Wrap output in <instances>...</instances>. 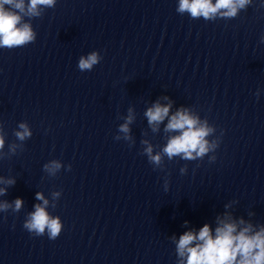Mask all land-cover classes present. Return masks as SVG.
Instances as JSON below:
<instances>
[{
    "label": "clouds",
    "instance_id": "1",
    "mask_svg": "<svg viewBox=\"0 0 264 264\" xmlns=\"http://www.w3.org/2000/svg\"><path fill=\"white\" fill-rule=\"evenodd\" d=\"M252 0H179L178 12H189L193 18L204 17L206 20L213 19L219 14L224 18H234L238 10L250 5ZM55 0H29L27 6L25 0H0V47L12 48L24 45L34 40V33L30 24L21 23L23 16L36 17L40 15L39 6L52 7ZM8 5V8H5ZM264 40V38H262ZM99 57L96 53L90 54L87 58L81 57L79 69L91 70L97 64ZM259 94L257 93V96ZM171 104H154L145 115L149 125L158 126L169 116ZM130 115L127 122L120 126L119 131L125 134V139H130L128 124L131 123ZM198 119L189 114L186 109H180L171 115L165 127V131H178L180 134L169 139L163 153L169 159L174 156L183 155L184 159H195L193 153L202 157L209 151L210 145L205 139L212 131L206 125L198 126ZM22 131H16L15 136L24 141L31 136V131L24 123L19 125ZM147 143V141H144ZM215 145H212L214 147ZM4 147V137L0 135V149ZM13 151L15 146H13ZM152 146L145 149L149 161L155 165H160L162 157L158 153L152 154ZM61 164L52 161L45 165V169L55 175ZM12 184L14 180L4 181ZM6 189H0V194ZM57 196L58 193H54ZM38 200L43 204H36L35 211L28 214L23 227L35 236H43L47 231L49 239L55 240L62 231V224L59 217H51L46 211L48 201L41 193L36 194ZM23 201L17 198L14 201L13 212H19ZM11 206L5 202L0 204V211H7ZM239 224H245L241 219ZM238 225L230 217L219 221V226L215 228L213 234L210 226L204 224L198 233L187 231L179 237L176 250L180 258V264H264V227L259 231H253V226L247 224L239 231ZM186 257V260L183 259Z\"/></svg>",
    "mask_w": 264,
    "mask_h": 264
}]
</instances>
